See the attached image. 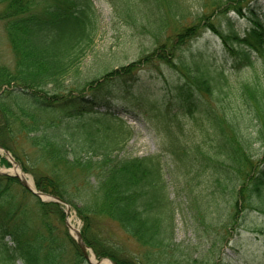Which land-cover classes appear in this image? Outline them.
Returning a JSON list of instances; mask_svg holds the SVG:
<instances>
[{
	"label": "trees",
	"instance_id": "16d2710c",
	"mask_svg": "<svg viewBox=\"0 0 264 264\" xmlns=\"http://www.w3.org/2000/svg\"><path fill=\"white\" fill-rule=\"evenodd\" d=\"M253 1L108 0L116 17L144 21L153 34L171 21L177 29L140 60L91 75L80 66L97 36L93 0H0L12 57L0 62V148L33 177L38 192L76 212L97 259L229 264L184 253L192 245L177 241L178 217L198 228L226 222L231 232L251 212L264 215V152L254 159L248 132L258 120L264 150V85L243 81L233 90L229 82L257 65L264 73V22L253 16L240 31L237 18L228 17H248ZM205 29L220 38L229 63L192 49ZM160 65L178 71L171 95L135 92L138 72ZM126 99L154 127L158 152L127 153L132 131L115 106ZM0 167H12L6 156ZM64 207L0 173V264H90L54 223L64 221ZM112 223L137 250L125 246Z\"/></svg>",
	"mask_w": 264,
	"mask_h": 264
},
{
	"label": "rangeland",
	"instance_id": "374dc122",
	"mask_svg": "<svg viewBox=\"0 0 264 264\" xmlns=\"http://www.w3.org/2000/svg\"><path fill=\"white\" fill-rule=\"evenodd\" d=\"M98 12V30L95 42L89 55L84 59L80 68L83 73L96 74L104 68L118 69L128 66L145 56L150 54L157 43L163 42L167 35H172L174 22L167 23L161 35L153 34L150 28L146 27L144 21L136 23H128L123 19L116 17L114 10L108 0H93ZM251 12L248 17H240L235 13H229L228 17L232 20L237 18L236 26L240 31L245 30L251 25L250 18L253 16L264 22V0H254L249 4ZM194 11L197 10L195 5ZM197 12H195L196 14ZM198 16V14H197ZM256 19V18H255ZM222 28H225V18H219ZM182 22L178 23L179 26ZM7 39L5 33L0 27V62L10 63L12 57L8 50ZM192 49L194 51L202 50L211 61L217 63H229V54L224 50L220 38L211 30L205 29L201 35L193 41ZM138 83L133 86L135 92L150 93L155 98L163 95H171L174 81H178V71L166 65H160L158 68L146 66L138 72ZM230 86L234 90L240 82L247 81L250 83H260L264 85V73L259 65L256 68H249L238 74L237 76H229ZM129 98V97H128ZM115 106L132 133L127 142L126 151L133 156H142L153 154L159 151L160 139L156 134L154 127L143 117L136 108V102L132 99L116 101ZM116 110V111H117ZM264 121V116L261 114ZM255 122L248 127V132L255 139L251 144V153L255 160L262 159L264 152L262 141L257 139ZM264 140V137H263ZM0 156H6L5 152L0 149ZM9 159V157H8ZM14 164L10 168L0 167V173H8L16 177L13 172ZM26 174V173H25ZM33 182V177L26 174ZM55 197V196H54ZM41 200H47L41 198ZM65 210L64 221H56L54 223L63 231L71 232L67 226L68 219L71 217L73 225L77 229L83 226L82 221L77 217L76 212L70 206L63 204ZM69 210V214L66 211ZM178 217L177 241L190 244L189 250L184 253H195L204 260L212 261L219 259L222 263L229 264H264V215L258 212H251L244 219H239L236 225H232L231 232H228L225 226L226 222L214 227H206L200 225L198 228L192 221H186ZM116 235L125 240V246L130 249L137 250L136 243L133 240H127V236L116 224L110 226ZM234 227V228H233ZM201 229V233L198 232ZM70 234H73L72 232ZM87 246V245H86ZM90 258L94 257L92 251L88 249ZM222 259V260H221ZM98 261L109 260V258L97 259ZM21 264V263H17ZM90 264H94L91 262Z\"/></svg>",
	"mask_w": 264,
	"mask_h": 264
},
{
	"label": "water",
	"instance_id": "95a60500",
	"mask_svg": "<svg viewBox=\"0 0 264 264\" xmlns=\"http://www.w3.org/2000/svg\"><path fill=\"white\" fill-rule=\"evenodd\" d=\"M5 152H6V154L8 155L10 162H11L12 164H14L15 166H17V167L20 168V166L14 161L12 155H11L9 152H7V151H5ZM20 169H21V168H20ZM21 170H22V169H21ZM16 176L20 179L21 184H22L25 188H28L29 190H31L36 196H38V197H40V198H44V197H45L47 200H51V201H54V202H57V203L65 204V203H64L60 198H58V197H54V196L49 195V194H44V193H41V192H38V191L32 189V188L28 185V183H27L26 181H24V180H23L21 177H19L18 175H16ZM68 209H69V207H68ZM69 212H70L69 210L66 211L67 214H69ZM67 226H68V228L70 229V225H69V223H67ZM75 234H76V237H75V238H76V240H77V243H78L80 249L82 250V252H83L84 256L87 258V260H88L89 262H91V260H90V256H89V253H88V247L86 246V244H85V242H84V240H83V237H82V234H81L80 230H77V231L75 232ZM111 264H113V263H111Z\"/></svg>",
	"mask_w": 264,
	"mask_h": 264
},
{
	"label": "bare ground",
	"instance_id": "6f19581e",
	"mask_svg": "<svg viewBox=\"0 0 264 264\" xmlns=\"http://www.w3.org/2000/svg\"><path fill=\"white\" fill-rule=\"evenodd\" d=\"M13 172L15 173V175H18L19 177H21L24 181H26L28 183V185L30 187L33 188V182H32V180H30V178L28 176H26V174L24 172H22V170L19 167L15 166L13 168ZM68 223L70 225L71 232L74 234L78 229L73 225L72 220H71V217L68 219ZM91 261L94 264H111V262L109 260L98 261L96 257H92L91 258Z\"/></svg>",
	"mask_w": 264,
	"mask_h": 264
}]
</instances>
